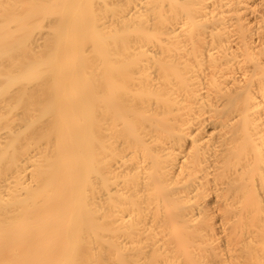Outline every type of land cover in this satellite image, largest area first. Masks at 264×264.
Wrapping results in <instances>:
<instances>
[{
    "label": "bare ground",
    "instance_id": "6f19581e",
    "mask_svg": "<svg viewBox=\"0 0 264 264\" xmlns=\"http://www.w3.org/2000/svg\"><path fill=\"white\" fill-rule=\"evenodd\" d=\"M0 264H264V0H0Z\"/></svg>",
    "mask_w": 264,
    "mask_h": 264
}]
</instances>
